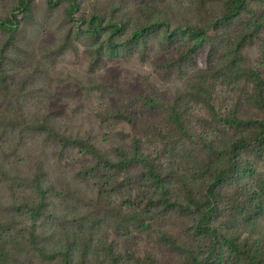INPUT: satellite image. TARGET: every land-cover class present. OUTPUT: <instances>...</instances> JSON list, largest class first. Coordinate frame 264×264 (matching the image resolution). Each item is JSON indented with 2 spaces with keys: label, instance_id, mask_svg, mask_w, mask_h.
Returning <instances> with one entry per match:
<instances>
[{
  "label": "rangeland",
  "instance_id": "obj_1",
  "mask_svg": "<svg viewBox=\"0 0 264 264\" xmlns=\"http://www.w3.org/2000/svg\"><path fill=\"white\" fill-rule=\"evenodd\" d=\"M56 1L0 0V264H192L184 246L206 264H247L234 242L264 258V147L241 148L257 128L234 122L264 124L255 85L236 79L249 68L264 82V0L203 40L190 27L221 18L229 0H77L72 18ZM94 15L108 26L95 36ZM240 37L251 43L233 66ZM176 101L182 137L164 107ZM120 109L134 122L115 120ZM41 126L115 161L139 150L162 179L64 149ZM227 168L201 234L199 203Z\"/></svg>",
  "mask_w": 264,
  "mask_h": 264
},
{
  "label": "trees",
  "instance_id": "obj_2",
  "mask_svg": "<svg viewBox=\"0 0 264 264\" xmlns=\"http://www.w3.org/2000/svg\"><path fill=\"white\" fill-rule=\"evenodd\" d=\"M52 1V0H49ZM63 2L67 3L68 6L65 8L66 16L68 18H72V16L75 14V12L78 11V2L77 0H57L55 4L53 5H60ZM28 10V7L25 8V11ZM248 4L246 0H229L226 4V12L221 17L213 22H209V24L202 26V27H190V33L194 35V37H199L201 40L206 38L210 35V30L213 28L212 31H215L219 28H221L224 24L229 23L232 19L241 17L245 12H248ZM104 19L100 15H94L91 18V21L89 23V30L88 32L95 36L98 35V29L100 27H103ZM1 27H7L6 23L0 24ZM108 28V26L103 27V29ZM249 37L253 38L254 35L250 33ZM248 43L247 38L240 37L237 39V41L234 43L235 48V54H233V61L231 65L236 66L239 63H244L245 56L243 55V50L245 47L250 44ZM204 47V44L202 46H193L190 48L189 52L186 54L188 56L193 57L197 54L199 49ZM216 48V47H213ZM212 48V50H213ZM212 52V51H211ZM231 59V60H232ZM185 61V55H182V57L178 60L179 63H182ZM242 71L243 75L240 76L238 73L236 75V79H242L246 81L243 77H249L248 81H250L252 84L255 85V93L257 94V98L259 102L261 103L262 108L264 109V82H261V79L254 71L253 69L249 68H243ZM165 106H169V113H167V119L170 122L171 127L177 128L175 129L179 134H181V137L183 135H189L187 130V120L185 119V114L180 111V101H176L174 104H165ZM113 118L117 121H124L128 123L134 122L133 114L130 113L128 110H122L120 109L118 112L113 113ZM234 122L238 123L240 126L249 128L254 125H256L257 131L254 133V138L250 142H246L244 139H242L239 142V146L241 148H248L249 143H255L258 147H264V124H262L259 121L254 122L253 120H242L239 118H235ZM41 129L48 130L51 132L50 135H52L57 142L62 146V148H70L75 147L78 148L87 155H89L94 162H101L106 167L119 171V172H126L129 171L131 168L135 166L137 162H140L144 165V168L147 170L148 174L152 177L156 178L157 180L162 179L161 170L158 164V160H152L150 157H146L145 154H142L141 151L136 150V152L133 155L125 154L121 160L115 161L109 159L107 156L103 155L99 150H97L94 146V144L89 140L85 139L84 137H77V138H71L68 137L60 132H57L54 127L48 126L47 128H44L41 126ZM238 163L235 162L234 157H231L229 160V167L232 169H237ZM147 174V175H148ZM229 174V168L223 170L218 178L216 179V182L212 185L210 192L207 193L206 199L204 202L199 203L198 207V213H199V223L197 224V231L201 234L209 233L213 230V221L217 217L218 213V205L219 200L217 198L218 191L217 188L223 184L224 179ZM42 201L41 204L45 201L44 192H42ZM167 202V205L170 208H175L178 205V203L171 202L170 199L166 198L165 200ZM43 206V205H42ZM180 207V206H179ZM178 243V241H177ZM233 247L239 251V254L243 256V259L246 261L247 264H264V258L261 257L260 251L257 248L256 251L253 252L254 247L250 248L248 243L245 244H237V243H231ZM185 251H187L190 254L191 262L192 264H206L209 259L200 261L196 254L193 252V250L189 247L184 246Z\"/></svg>",
  "mask_w": 264,
  "mask_h": 264
}]
</instances>
